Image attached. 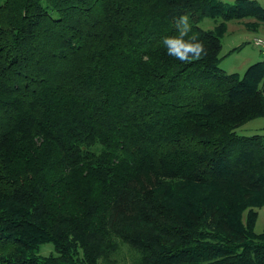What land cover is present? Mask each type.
<instances>
[{
	"label": "trees",
	"instance_id": "obj_1",
	"mask_svg": "<svg viewBox=\"0 0 264 264\" xmlns=\"http://www.w3.org/2000/svg\"><path fill=\"white\" fill-rule=\"evenodd\" d=\"M244 17L264 8L0 0V264H264V135L237 132L264 60L219 66ZM185 26L202 52L180 60Z\"/></svg>",
	"mask_w": 264,
	"mask_h": 264
},
{
	"label": "rangeland",
	"instance_id": "obj_2",
	"mask_svg": "<svg viewBox=\"0 0 264 264\" xmlns=\"http://www.w3.org/2000/svg\"><path fill=\"white\" fill-rule=\"evenodd\" d=\"M225 1L233 3L235 0ZM246 19H250V17L228 21L230 23L227 22V30L221 39L222 50L220 54L222 55V59L219 66L226 71L237 73L239 76L243 75L248 66L254 63V60L260 56L257 47L249 39H244L246 34L250 38L254 33L251 31L246 32L241 26H236L235 24V21H241L244 24ZM199 26L204 29L212 28L214 26V21L210 18H204L199 23ZM236 45H238V47L235 48ZM263 122L264 117H258L254 122L238 127L237 132L239 134H251L256 130L264 134ZM254 230L256 232H262L264 230V206L258 208V217ZM53 251V246L50 243L42 244L39 249L41 255H47Z\"/></svg>",
	"mask_w": 264,
	"mask_h": 264
},
{
	"label": "clouds",
	"instance_id": "obj_3",
	"mask_svg": "<svg viewBox=\"0 0 264 264\" xmlns=\"http://www.w3.org/2000/svg\"><path fill=\"white\" fill-rule=\"evenodd\" d=\"M186 31L187 26H185V30L181 31L179 36L173 38H166L164 41V43L167 45L168 54L171 56H175L180 60L189 59V54L199 56L202 52L201 44H193L184 40ZM192 39H195V37H193Z\"/></svg>",
	"mask_w": 264,
	"mask_h": 264
},
{
	"label": "crops",
	"instance_id": "obj_4",
	"mask_svg": "<svg viewBox=\"0 0 264 264\" xmlns=\"http://www.w3.org/2000/svg\"><path fill=\"white\" fill-rule=\"evenodd\" d=\"M255 2H257L262 8H264V0H253ZM236 23V26H241V28H243V30H245L246 32L248 31H251L253 32L254 34H252L249 38V36L246 34L244 36V39H249L251 42H252V38L255 37V36H260V37H263L264 38V20H256L254 18H250V19H246L244 24L243 22L241 21H235ZM230 23V22H228ZM227 23V24H228ZM228 26V25H227ZM238 47V45L235 46V48ZM258 49V48H257ZM258 52L260 54V56H258L256 58V60H254L255 62L257 61H261V60H264V57L262 56V54L260 53L259 49H258ZM260 117H264V116H260ZM258 118V117H256ZM252 119L244 124H249L250 122H254V120L256 119ZM243 124V125H244ZM264 124V122H263ZM242 126V125H241ZM262 127V126H261ZM264 127V126H263ZM252 131V130H250ZM259 131V130H258ZM253 133H259L257 132L256 130H254ZM252 134V133H251ZM261 134V133H260ZM264 135V134H263Z\"/></svg>",
	"mask_w": 264,
	"mask_h": 264
},
{
	"label": "built area",
	"instance_id": "obj_5",
	"mask_svg": "<svg viewBox=\"0 0 264 264\" xmlns=\"http://www.w3.org/2000/svg\"><path fill=\"white\" fill-rule=\"evenodd\" d=\"M252 43L259 49L260 53L264 57V38L255 36L252 38Z\"/></svg>",
	"mask_w": 264,
	"mask_h": 264
}]
</instances>
